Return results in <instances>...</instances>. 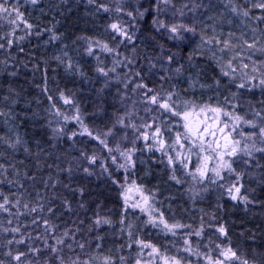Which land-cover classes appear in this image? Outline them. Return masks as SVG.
Wrapping results in <instances>:
<instances>
[{"label":"rangeland","instance_id":"374dc122","mask_svg":"<svg viewBox=\"0 0 264 264\" xmlns=\"http://www.w3.org/2000/svg\"><path fill=\"white\" fill-rule=\"evenodd\" d=\"M43 1L45 0H38L35 5L31 2L25 3L26 5L29 4L27 11H30V13L27 15L30 17L31 14L38 12V8L43 4ZM81 1L87 7L92 8L98 16L108 17L110 24L119 22L128 32L129 36L132 37L131 40L121 37L115 34L108 26L107 32H105L103 38H83L79 44L82 46V52L79 51V54H85V58L90 60L95 66V79L97 82L93 86L96 88L97 97L101 99L103 104L100 103V105H102L96 108V102L90 107L92 113L87 114L82 106L83 95L80 92H74L69 89L63 91L64 96L71 101L65 104L59 95L61 92L51 86V82L54 81L56 83L59 77V73L55 71V68L64 72L65 79L68 81H76V77L79 78V73L81 71L80 67L75 65L71 56H68L65 58L64 64L55 65L56 67L53 69L52 75L50 73L45 74L39 72L37 74L32 72L29 76L22 75V77H24L22 79L18 72H15L14 75V72H11L12 74L0 73V104L3 103L4 105H0V110L3 109L1 112L6 115L8 119V121L2 120V122L5 125L6 123L11 124L12 120V123L15 122L14 129H17L20 121L14 118L15 115L13 112L11 113L12 115H10L9 111L6 112L7 109H12V111H14L16 106L22 105L31 110L30 114H36L37 106L40 108L39 111L41 112L44 110L41 103L45 104V109L47 108L48 113H52L49 114V116L55 117L53 118L52 128L57 137L66 138L72 143L78 142L80 144L77 154L75 155V161L81 166L84 173V169L89 167L90 169L87 168L89 170L86 172L87 174L94 173L93 170H98L102 173H110V171L114 169H116L121 176L123 174L121 180H119L120 182H118V187L122 193L125 210H129L130 208L140 212L141 216L147 214L148 217L145 218L154 220L152 223H159L162 227L163 224L160 223L159 214L163 213V219L167 221L168 224L183 226L171 230H167L163 227L164 230L155 233V236L151 234L149 240H138L143 242L147 240L144 242L145 244H149L150 246L154 245L158 249L157 252H153L152 248L148 249V247H145L146 249L143 250V255L141 254L142 257L137 259L140 261V264H165L163 257L168 258L169 264H171L173 257L180 260L181 264H209L206 258L207 256H211L213 260H215L219 257V251L229 246L236 251L237 255L241 257V260L247 259L249 264H253L254 261L256 264H263L258 262L249 252H245L244 249L239 246L237 241L244 240L238 235L240 234L239 232H237V240V238L234 239L230 237V232H228L229 229H227V236L218 232L221 223L217 224L214 231L211 230L209 225L215 220L214 216L217 213V208L223 209L222 205H224V203H222V199H227L232 203L228 206L233 211L238 209L237 205H240L244 208V210H240L242 212H257L260 207L259 200L262 194L261 191L264 190V153L254 152L252 157H247L243 154L231 157L233 167L236 168L237 171L244 173L240 181V183L244 185L241 189V195H247L249 197V203L247 205L240 200L234 201L227 194L226 187L229 186L230 183L235 182V177L233 176V178L229 180L227 178V173L222 170L221 175L224 176L225 179L220 180L214 178L211 169L216 166L215 158L208 161L206 177L201 178L199 173H196V167L203 163V158L205 156L214 157L215 154L209 148V142L212 141H209L208 138H204L203 141L205 151L200 152L199 139L192 136L191 133L185 135V124L188 123L197 126L199 120L207 115H209V117L211 116L214 120L216 114L210 111V109L219 107L226 112L238 114L244 117L245 120H254L259 126L264 124V106H259L255 109L223 89L212 91L209 87L195 84L194 82H192V84L196 86L192 87L193 89H199L200 93L198 97L196 99L183 97L180 94L179 87L173 82L176 77H180L178 76L177 70L172 71V77L167 74L166 76L168 77L161 79L160 71L162 67L160 65H152L149 61L148 64L144 63L142 65L143 70L140 68V62H142L140 58L141 54L135 44L136 29L140 21L139 12H141L139 11L141 7L138 2H133L132 0H95L94 3H89L88 0ZM242 1L249 2V6H252L255 1L261 2V0ZM61 2L63 1L61 0ZM237 2L238 0H171V2L166 5L163 0H155L154 5L156 7L157 4L159 5L158 21H162L168 25L183 23L194 26L197 29L195 35L184 33L186 37L184 40H173L170 38L166 28H160V30L167 34L166 36L171 43L175 45L187 44L193 46L195 48L194 50L204 55L208 62H212L215 67L217 66L218 71L227 78L229 85L236 88L238 91H264V88L259 86H251L258 85L259 81L264 79V52L257 50L261 46H264V32L261 31L264 26V15L260 16L261 19H256V17L251 16L249 12L248 16H244L243 12L245 10L241 9L237 5ZM101 4L105 5L109 10H98ZM207 5L209 7L213 6L216 12L218 6L221 12L231 15L232 17L227 18L226 21L235 29H230L227 33H224L225 30L221 31L223 25L219 23L217 15L212 19L206 18L203 9ZM233 8L236 9L235 12L232 11ZM117 9H122L123 11H117ZM262 10L264 14V9ZM181 11L184 13L183 16L180 15ZM129 12L133 15L129 16ZM202 16L205 17L203 18ZM30 18L28 19L29 23ZM9 19H12V17ZM9 19H4L0 16V24H4V22L9 21ZM18 23L20 25L18 27L19 29L23 31L27 29L26 26L23 28L24 24L22 21H18ZM257 29L259 30L257 31ZM32 30H34V27H32ZM200 33H203L206 38H214L213 43L211 45H201ZM217 40L220 41V43H217ZM224 41L229 42L228 48H224ZM103 44H107L108 47L116 49V52L112 53L105 51L100 47V45ZM249 44H255V48L250 49L248 47ZM198 45L201 46L198 47ZM89 46L93 49L91 55L86 51ZM160 48L163 47H159L158 49ZM222 48L223 51H221ZM214 53L215 55H213ZM117 61H119V63H117ZM164 61L167 62V58H165ZM229 61H231V63H229ZM69 65H71V67H69ZM245 65H247V67H245ZM98 68H103L105 72H107V75L99 72L97 70ZM112 69L115 70L112 71ZM167 69H169V67ZM69 72H73L76 75V77L74 74L72 75L75 79ZM137 73H139V75H137ZM225 73L228 74L225 75ZM35 76H37V81L40 82L37 85H35L33 81ZM149 76L154 77L153 82L156 84L154 88L147 83ZM251 76H255V79L249 80L248 77ZM3 77H7L4 83ZM241 83H245L244 88L239 87ZM16 84H22L32 91L30 96L31 102L20 98L18 94L17 96L14 94L11 88ZM137 84H147L148 88L153 89L154 92L149 93V95L160 93L161 96H165L168 92H173L174 95L169 103L173 104L178 112L183 113L184 111H188L190 113L188 119L185 120L183 115L176 116L172 112L158 108L155 104L148 103L144 96V92L147 91V89L137 88ZM217 84V80H213V85L217 86ZM45 88L47 91H45ZM201 93L208 95V98L201 96ZM42 94H44L45 97ZM50 95L53 97L52 101L48 99ZM42 97L43 101L38 104ZM29 103H31L32 106L34 105V107L30 108ZM53 103H55L56 107L60 109L63 115L69 117L78 115L82 121L83 127L81 123H78L75 119L65 121L63 116L56 115L52 108ZM116 106L118 108V113L111 125L112 118L110 121H107L106 116L102 113V108H112L114 110ZM201 108L204 109L203 112H201ZM27 109L22 112H27ZM257 112L260 113V116H256ZM17 116L19 115L17 114ZM17 116L16 118H18ZM9 118L11 120H9ZM21 118L25 120L24 116ZM33 118L39 119L40 116L36 114ZM143 118L145 119L143 120ZM227 119L228 118L222 114L220 115L221 127L223 126V122ZM228 122L231 127L232 122L230 120ZM5 125H2V129ZM133 125H135V127H133ZM146 125H151V127H146ZM84 127L88 129V132L92 133L91 136H89L87 132H84ZM157 127L161 129V134L157 140L154 141L152 136ZM58 129H63V131H58ZM4 130L6 132L9 131L5 128ZM227 131L228 129H226V133ZM241 131L245 135L253 131L258 133V127L252 128L241 122L237 126L236 132L232 133V138L237 140L241 139L239 135ZM72 133H76V135L73 136ZM144 133L148 135L147 140L144 139ZM177 133H180L178 141ZM9 136H12L11 139H13L9 144L5 139H2V143H0V146L5 150L6 148H12L11 145L16 143L17 138H15V136H17V132L13 130L12 134H9ZM97 136H99V139H96ZM132 136L134 139L137 137L134 142H143L147 144L144 147L146 153H157L159 159L163 160L162 164L167 169L166 173L169 180L163 183L162 179L161 187H157L156 185L151 187L145 182L138 181L135 175L137 151L132 146H126V143L131 141L129 139ZM101 140L107 144V147L100 142ZM159 140L164 141L163 149L160 148L158 143ZM194 140L196 141L195 144L193 143ZM254 140L256 147H264V144L261 143L259 134H257ZM244 143L245 141L241 140V147ZM249 143L251 144V141H249ZM74 146H76V144H73V147ZM19 147L20 144L18 143V150ZM109 149H111V151H109ZM189 149H191V151H189ZM127 152L131 153V160L135 162L134 167L127 162L126 156L121 155V153ZM92 156L96 157L94 163L89 159ZM113 157H115V163L113 162ZM169 157L172 158L171 163L169 162ZM225 159H229V157H225ZM249 160L251 162L246 163V161ZM120 164H125V167L120 168ZM37 165L40 167L39 163H37ZM94 165L98 169H96ZM129 174H131L132 177H128ZM193 174H195L196 179H193ZM173 175L177 177V179H172ZM213 180H215V182H213ZM222 184L225 185V187H220ZM174 187L179 191V195L185 199L184 202H178L177 205L173 198L178 196V194H176L178 192H174L176 191L173 190ZM141 193H143V196L148 197L146 204ZM125 196L127 197V205L125 204ZM132 204H139L140 207L133 208ZM166 204H169L171 208L168 209ZM181 204L188 206L183 207L182 210ZM203 205H207V207L205 208ZM210 208L215 209V211H210ZM188 209H191V212ZM149 213H151V218L149 217ZM145 218L141 217L139 221ZM126 219L125 217V220ZM128 220L131 221L130 216H128ZM207 230H209V232H207ZM197 232L201 234L197 236ZM147 235L149 236V234ZM186 249H191V251H187ZM148 257H150V259L146 262L144 258ZM220 258L223 259V257ZM225 264H239V261L225 260Z\"/></svg>","mask_w":264,"mask_h":264},{"label":"trees","instance_id":"16d2710c","mask_svg":"<svg viewBox=\"0 0 264 264\" xmlns=\"http://www.w3.org/2000/svg\"><path fill=\"white\" fill-rule=\"evenodd\" d=\"M62 1L45 0L38 8V12L33 13L31 18L29 17L34 30L31 32L26 30L17 34L15 46L9 47V51H14L9 54V57L3 58V64L6 66L0 70V73L18 72L20 77L22 75L29 76L32 72L52 75L55 65L64 64L65 58L71 56L75 65L80 67L79 78L73 72H69L71 76L75 75L76 81H68L65 79V73L55 68L59 77L56 83L51 82V86L60 92L68 89L80 92L83 95L82 106L85 113L91 114L90 107L93 104L97 102L95 104L97 108L103 103L97 97L96 88L93 86L97 82L95 66L85 58V54H79V51L82 52V46L79 44L83 38H103L110 21L108 17L98 16L81 0ZM132 1L138 2L141 7L139 11L144 12V16H140L135 37V44L141 54V69L142 65L148 64L149 61L152 65H160L162 67L161 79L172 77V71L180 69L177 71L180 77H176L174 80L169 79L177 84L180 94L186 98L196 99L198 97L200 92L199 89H193L196 86L192 84L194 82L209 87L212 91L223 89L255 109L264 106V91H238L229 85L227 78L218 71L217 66L208 62L204 55L194 50L193 46L171 43L167 34L153 23L154 20L158 21L159 17V10L154 5L155 0ZM259 2H253V5ZM237 5L241 9L247 10L253 17L264 15L261 8L249 6V2L238 0ZM145 9H147L146 12ZM203 11L207 19H212L217 15L219 23L223 25L221 31L225 30L224 33L235 29L226 21L232 16L221 12L218 6L217 12L213 6L209 7L208 5ZM261 31L264 32V26ZM37 32L40 35H37ZM53 36H58L59 39H53ZM159 47L163 48L158 49ZM169 55L173 56V60L171 62L164 61ZM168 67L169 69H167ZM167 74L168 76H166ZM6 78H2L3 83ZM36 78L37 76L33 78L35 85L40 83ZM153 80L154 77L149 76L147 82L152 88L156 85ZM213 80H217V86L213 85ZM11 89L16 96L18 94L20 98L31 102L32 91L26 86L16 84ZM42 95L44 96V94ZM200 95L208 98V95H204V93ZM9 100L11 101L10 98ZM41 101H43V97L40 98L38 104ZM100 103L102 104L100 105ZM29 104L30 108L34 107L31 103ZM0 105L4 106L3 103ZM41 106L44 108L41 112L38 106L36 108V114L40 116L39 119H34L36 114H30L31 110L22 105L16 106L14 111L7 109L6 112L9 111L10 115L13 112L14 118L20 121L17 129H14L15 122L12 123L10 118L11 124L6 123L5 125L2 120L8 121L7 116L0 115V143H2V139H5L9 144L13 140L12 136H9L13 130L17 132L15 138L20 141L19 150L18 144L15 148H6V150L0 146V165H3V169H0V194H2L0 203H3L4 196L10 201V204L6 205L10 209L9 212L0 210V261H3V264H20L12 257L17 252H26L28 255L22 260L30 261L31 264H46V262L47 264H58L55 254L51 252L50 247H45V245H55V240L59 238L64 243L56 245V247L62 249L60 254L64 257L65 264H70V261H77L78 264H85V262L105 264L104 257H111L113 264H136V260L139 258L138 247L141 244L135 241L149 240L151 234L155 236V232L136 231L127 227L128 222L124 216L125 206L118 187V182L123 174L121 176L116 169L110 173H102L98 170H93L94 173H84L81 166L75 161L80 144L72 143L66 138H58L52 128L55 117L49 116L52 113H48L45 104L41 103ZM25 109L27 112H22ZM102 113L106 116L107 121L112 118V122L117 116L118 108L116 106L113 110L104 107ZM22 116L25 120H22ZM1 123L3 126L5 125V129L9 130L8 132L4 128L2 129ZM135 139L132 136L126 146H132L137 151L135 175L138 181L145 182L151 187L154 185L161 187L162 179L163 183L169 180L167 169L162 164L163 160L159 159L157 153H146L144 147L147 144L134 142ZM73 144L76 146L73 147ZM37 163L40 164V167ZM95 168L98 169L96 166ZM130 176L132 177L131 174L128 175V177ZM173 190L178 192L176 193L178 194L177 199L173 198L176 205L178 202H184L185 199L179 195V191L175 187ZM261 193L260 207L257 212H242L240 210H244V208L240 205H237L238 209L233 211L228 206L232 203L227 199H222L223 209L217 208L215 220L209 227L214 231L217 224L221 223L220 225L229 229L230 237L238 240V235H240L244 240L237 241L239 246L245 252H249L258 262L264 264V190ZM17 199L20 200V207L16 206ZM65 201L70 204V207L66 206ZM25 203L29 205V208L42 204L43 210L37 208L36 212H30L23 208ZM187 206L181 204L182 210ZM203 207L206 208L207 205H203ZM48 208H52V212H49ZM188 210L191 212V209ZM209 210L215 211L211 208ZM98 218H107L111 223L97 225L95 221ZM34 219L37 221L35 224L32 223ZM43 220H48L50 225H44ZM121 221L123 222L121 223ZM139 224L141 225L143 222L140 220ZM17 227L20 228V232L11 231ZM46 228L49 230L46 231ZM65 232H67L66 236L63 235ZM22 237L25 238L24 243L17 244L16 241ZM80 244H83L84 247L80 248ZM98 244L100 247H97ZM68 245H71V248ZM29 247L38 248L40 252L30 253L28 252ZM9 251L12 253L11 256L7 254ZM121 257L124 259L121 260Z\"/></svg>","mask_w":264,"mask_h":264},{"label":"snow or ice","instance_id":"6c2138e0","mask_svg":"<svg viewBox=\"0 0 264 264\" xmlns=\"http://www.w3.org/2000/svg\"><path fill=\"white\" fill-rule=\"evenodd\" d=\"M30 2L35 5L37 4L38 0H30ZM89 3H94L95 0H88ZM163 2L167 5L171 2V0H163ZM253 7L256 8H261L264 9V0H261V2L256 3L253 5ZM103 9L104 11H108L109 9L101 4L99 5L98 10ZM157 10H159V5L157 4ZM117 11H123L122 9H117ZM147 11V9H145V12ZM233 12L236 11L235 8L232 9ZM0 15H2V18L4 19H9L10 17H14L12 19H9V23L12 24L14 27H19V23L18 21H22L23 24L26 26L27 29H31L33 27L32 24H30L28 22L27 19H25L24 17V13L20 11V0H13V2L10 3V0H0ZM129 16H132L133 14L131 12L128 13ZM139 15L141 17L144 16V12H140ZM180 15L183 16L184 13L181 11ZM244 16H248V11L245 10L243 12ZM256 19H261V17H256ZM154 24H157L158 27L160 28H166L169 32V36L171 39L173 40H184L186 37L184 35V33H191L193 35H195L197 33V29L194 26H189L183 23H179V24H165L162 21H153ZM110 29L113 30V32L115 34H118L121 37L127 38L128 40H131L132 37L129 36L128 32L125 30L124 27L121 26V24L119 22H114L112 24L109 25ZM37 35H40L39 32L36 33ZM20 39H23V37H20ZM53 39H59L58 36H53ZM200 39H201V45H211L213 43V39L214 38H206L205 35L203 33H200ZM217 43H220V41H216ZM9 43L11 44V41H9ZM224 48H228L229 47V42L224 41ZM201 45H198V47H200ZM4 47L3 44H0V48ZM100 47H102L105 51L107 52H112L115 53L116 49L114 48H110L108 47L107 44H103L100 45ZM248 47L251 48H255V44H249ZM258 51L264 52V46H261L259 49H257ZM86 51L88 52V54H92V47L89 46ZM221 51H223V48L221 49ZM215 55V53L213 54ZM191 58V57H190ZM57 59H59V57H57ZM167 60L169 62H171L173 60V56L169 55L167 57ZM117 63H119V61H117ZM229 63H231V61H229ZM69 67H71V65H69ZM245 67H247V65H245ZM99 72L103 73L104 75H107V72H105V70L103 68H98L97 69ZM115 69H112V71H114ZM180 69H177V71H179ZM15 73H13L14 75ZM228 73H225V75H227ZM137 75H139V73H137ZM249 80H253L255 79V76H251L248 77ZM252 87H256L259 86L261 88H264V79H261L259 81L258 85H251ZM137 88H144L147 89V91L144 92V96L147 100L148 103L150 104H155L158 106V108L161 109H165L169 112L174 113L176 116H180L183 115V117L185 118V120L188 119L190 113L188 111H184L183 113L176 111V108L173 106V104H170L169 101L172 99V96L174 95L173 92H168L165 96H161L160 93H154L152 95H149V93H153L154 90L151 88H148L147 84H137L136 85ZM240 88H244L245 87V83H241L239 85ZM45 91H47V89L45 88ZM60 97L63 99L65 104L70 103L71 101L69 100V98L64 96V93L61 92L59 93ZM48 99L50 101L53 100V97L50 95L48 97ZM52 108L55 112L56 115H61L63 116V119L65 121L69 120V119H75L78 123H81L82 127V121L80 120V117L78 115L73 116V117H69L67 115H63L60 112V109L56 107L55 103L52 104ZM78 111V110H77ZM204 109L201 108V112H203ZM210 111H212L213 113H215V118H214V124L216 126V130L213 131H209V129L212 127L211 125L205 126L203 129V133L200 132V129L198 126H193L192 124H185V135H188L189 133H191L192 136L197 137L200 141V147H199V151L203 152L205 151L204 149V145H203V141H204V134H208L211 135L213 137L216 136V132L219 131V133L221 134V139L223 140V144L220 143V140H216L214 142H209V148L212 150V152L215 154L214 157H210V156H205L203 158V163L198 165L196 167V173H199L201 178H204L207 176V164L208 161L215 158L216 159V166L213 167L211 169L212 173L214 174V178H218L220 180H224L225 177L221 175V171H225L227 173V178L229 180H231L233 178V176L235 177V182L230 183L229 186L226 187V192L227 194L230 196V198L234 201L236 200H240L242 201L245 205H247L249 203V197L247 195H241V189L244 187V185L242 183H240V181L242 180V177L244 175L243 172H239L236 170V168L233 167V161L231 159V157H235L238 154H243L244 156L247 157H252L254 152H259V153H264V147H256L255 145V140L254 138L257 136V134H259L261 143L264 144V124L261 125H257L256 121L254 120H245L244 117L235 114L233 112H226L223 109L217 107V108H211ZM223 115L225 117H227L228 119L225 120L223 122V126L221 127V121H220V115ZM0 115H3L2 112H0ZM256 116H260V113L257 112ZM231 121V127L229 126V122ZM243 122L246 125L251 126L252 128H257L258 127V133L256 131H253L247 135H245L242 131L239 133L241 139L237 140V139H233L232 138V133L236 132L237 130V126ZM201 124L204 123V121H200ZM133 127H135V125H133ZM146 127H151V125H146ZM228 129L227 133H225V130ZM58 131H63V129H58ZM84 132H87L89 136L92 135L91 132H88V129L86 127H84ZM83 134V133H81ZM161 134V129L159 127H157L155 129V132L152 136V139L154 141L157 140V138L160 136ZM73 136L76 135V133H72ZM144 139L147 140L148 139V135L147 133H144ZM179 136L180 133H177V141L179 140ZM96 139H99V136L96 137ZM241 140H244L245 143L243 144V146L241 147ZM249 141H251V144L249 143ZM20 141L17 138L16 143L12 144V147H15L16 144H18ZM102 144L105 145V147H107V144L104 141H100ZM160 148L163 149V145H164V141L163 140H159L158 141ZM175 143V141H174ZM193 143L195 144L196 141L194 140ZM151 147V146H149ZM223 149V150H221ZM109 151H111V149H109ZM134 151V149H133ZM189 151H191V149H189ZM122 156H126L127 158V162L131 165V166H135V162L131 160V153L127 152V153H121ZM179 155V154H177ZM225 157H229V159H225ZM91 160V162H95L96 157L92 156L89 158ZM172 158L169 157V162L171 163ZM113 162L115 163V157H113ZM251 161H246V163H250ZM186 166V165H185ZM259 166V165H257ZM120 168H124L125 164H120L119 165ZM0 169H3V165H0ZM70 171V169H69ZM85 172H88L89 170L87 168L84 169ZM172 179H177V177H175L174 175L172 176ZM193 179H196L195 174H193ZM213 182H215V180H213ZM9 183H12V181H9ZM220 187H225V185H220ZM83 190L81 189V192ZM2 195V194H0ZM141 195L143 196V193H141ZM144 202L145 204L148 201V197L147 196H143ZM10 201L8 200V198L6 196L3 197V203H0V210H3L4 212H9L10 209L9 207H6V205H9ZM66 206L70 207V204L65 201ZM125 204L127 205V197L125 196ZM16 206L20 207V200L17 199L16 200ZM133 208H137L140 207L139 204H132ZM23 208L30 211V212H36L37 208H39L41 211L43 210V205L39 204L37 205V207H32L29 208V205L27 203L23 204ZM49 212H52V208H48ZM149 216L151 217V213H149ZM159 219H160V223L163 224V227L167 230H171L173 228L176 227H183L182 225H178V224H168L167 221H165L163 219V213L159 214ZM37 221L34 219L32 221L33 224H35ZM44 225H50V222L48 220H43L42 221ZM123 221H121L122 223ZM149 222H154V220H150ZM9 223H11V221H9ZM95 223L97 225H100L101 223L104 224H110L111 221L108 220L107 218H98L96 219ZM49 228H46V231H48ZM7 231V229H6ZM11 231L13 232H20V228H13L11 229ZM218 232L223 234L224 236H227V229L225 228L224 225H220L218 228ZM201 233L197 232L196 235L199 236ZM63 235H67V232L63 233ZM129 235H131V233H129ZM24 237H22L20 240H17L16 243L17 244H21L24 243ZM98 239H101L98 237ZM138 244L143 245V247H150L149 244H145L143 241H135ZM9 243H12V241H9ZM64 241L62 239L57 238L55 240V245L49 246V245H45V247H50V250L53 254H55L56 260L58 261V264H65V259L64 257L60 254L62 249L56 247V245H61L63 244ZM129 247H131V245H128ZM69 248H71V245H68ZM80 248H83L84 245L80 244L79 245ZM97 247H100V245L98 244ZM152 251L153 252H157L158 249L152 245L151 246ZM187 251H191V249H186ZM28 252L33 253V254H37L40 252V249L38 248H32L29 247ZM9 256L12 255L11 251H9L7 253ZM28 255V253L26 252H17V254L15 256H13L12 258L17 261L20 262V264H31L30 261H26V260H22V258H26ZM220 257H223V259H221ZM207 260L209 261V264H225V260L228 261H239V264H249L247 259H243L241 260V257H239L236 253L235 250H233L230 246L227 248H224L222 250L219 251V257H217L215 260H213V258L211 256H207L206 257ZM121 260H123L124 258L121 257ZM165 264H169V260L167 257H163ZM105 260V264H113L112 258L111 257H104ZM0 264H3V261H0ZM47 264V262H46ZM70 264H78L77 261H70ZM85 264H88V262H85ZM136 264H140L139 260H136ZM171 264H181V261L176 259V258H172V262ZM253 264H256V262L254 261Z\"/></svg>","mask_w":264,"mask_h":264},{"label":"flooded vegetation","instance_id":"af4514ba","mask_svg":"<svg viewBox=\"0 0 264 264\" xmlns=\"http://www.w3.org/2000/svg\"><path fill=\"white\" fill-rule=\"evenodd\" d=\"M13 2V0H10V3ZM30 2V0H22L20 1V8H21V12L24 13L25 19H29V16L27 14L30 13V11H27V7L29 8V4L26 5L25 3ZM32 15V14H31ZM2 16V15H0ZM14 18V17H12ZM25 27V25H23V28ZM22 28V29H23ZM29 30V29H26ZM25 30V31H26ZM21 29H19L18 27H14L12 24L9 23V21L4 22L0 24V44H3L4 47L0 48V70L3 69L6 65L3 64V58L9 57V54H12L11 52L14 51H9V47H14L15 46V41L18 38L17 34L19 32H25ZM32 31V28L30 29V32ZM25 37V36H24ZM9 41H11V44L9 43ZM200 121H204L203 124L200 123ZM214 124V120L212 119V117L209 115L204 116L202 119L199 120L198 123V127L200 129V132L203 133V129L205 126L211 125L212 127L209 129V131H213L216 130V126L213 125ZM226 133V132H225ZM204 138H208L209 141H216V140H220V143L223 144V140L221 139V134L219 133V131L216 132V136L213 137L211 135L208 134H204ZM177 199V198H176ZM171 200V199H170ZM168 206V209L171 208V206L169 204H166ZM124 216L127 218V222L128 224L127 227H129L130 229L136 230V231H143V232H161L162 230H164V228L159 225V223H152L149 222L151 219H147L145 217H148L147 214H143V216H141V213L138 211H134L132 209L129 208V210H124ZM128 216L131 217V221L128 220ZM145 218L143 221V224H139V218ZM150 217V216H149ZM151 218V217H150ZM135 219V220H134ZM151 248L148 247V249ZM139 249V258L140 259L143 255V250H145L146 248L141 246L138 247ZM150 259V257L148 258H144V260H146V262H148V260Z\"/></svg>","mask_w":264,"mask_h":264}]
</instances>
